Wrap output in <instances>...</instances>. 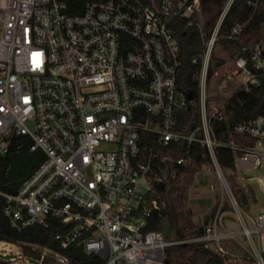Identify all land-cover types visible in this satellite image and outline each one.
I'll use <instances>...</instances> for the list:
<instances>
[{"label": "built area", "instance_id": "obj_1", "mask_svg": "<svg viewBox=\"0 0 264 264\" xmlns=\"http://www.w3.org/2000/svg\"><path fill=\"white\" fill-rule=\"evenodd\" d=\"M233 1L207 35L201 0L96 1L80 15H69L65 0H0V155L15 136L28 137L31 151L44 154L17 191L0 189L14 229L56 218L60 247L82 246L102 264H165L170 246L192 242L224 254L222 242L244 237L253 264H264V208L254 216L245 212L217 157L218 147L231 148L236 170L258 172L253 178L264 196V116L234 128L252 145L221 141L212 124L225 118L226 103L214 107L207 99L209 65ZM178 18L191 20L204 46L192 59L201 64L199 121L188 132L178 129V113L194 99L178 87ZM233 62L239 87L257 84L264 45ZM194 143L207 151L241 229L225 223L220 207L202 235L168 239L147 229L161 209L154 185L169 169L191 164ZM53 252L56 257L40 252V261L71 264Z\"/></svg>", "mask_w": 264, "mask_h": 264}, {"label": "trees", "instance_id": "obj_2", "mask_svg": "<svg viewBox=\"0 0 264 264\" xmlns=\"http://www.w3.org/2000/svg\"><path fill=\"white\" fill-rule=\"evenodd\" d=\"M69 15H80L89 2L106 0H65ZM227 0H201L202 23L205 34H209L219 18ZM198 21V18H197ZM174 36L179 45V59L182 66L178 73L179 89L191 93L193 102L179 112L182 123L178 129L188 132L192 125L199 121L197 101L199 98L198 72L200 62L192 63L194 57L204 51L201 34L196 26H189L191 20L175 19ZM200 22V21H199ZM238 32L233 30L239 28ZM256 45H264V0H234L219 30V39L212 54L209 65L208 79L224 65L225 60L216 54L220 47L228 56L235 60L240 56L250 59L251 49ZM264 116V76L259 75L257 84L241 85L236 93L225 104V118L213 120V129L217 139L233 140L240 145H252L254 139L236 134L234 128L257 116ZM150 138L149 134L143 135ZM150 142V141H146ZM150 145V143H149ZM147 145V146H149ZM32 141L26 136H15L6 154L0 155V189L15 192L22 181L30 176L44 158L40 150L31 151ZM192 162L188 166H178L168 170L163 186L155 184L153 195L160 205L150 217L147 229L165 230L167 238L184 239L200 236L212 220L207 215L202 223L193 220L191 209L186 205L185 194L193 183L195 175L203 166L211 164L207 151L198 143L191 146ZM242 152H238L240 155ZM217 157L221 166L229 170L228 180L240 206L250 210L252 202L257 201L256 190L252 185H243L236 174V153L227 146L217 148ZM4 199L0 196V239L19 244L24 256L40 260V252L35 247H45L68 258L71 264H102L103 261L94 255L87 254L82 246L72 245L63 249L55 239L62 230L60 220L49 217L47 224H36L19 232L14 229L3 213ZM166 227V228H165ZM46 264H58L54 258L46 257ZM0 264H9L1 262ZM165 264H227L226 257L201 242L183 243L170 246L166 251Z\"/></svg>", "mask_w": 264, "mask_h": 264}, {"label": "rangeland", "instance_id": "obj_3", "mask_svg": "<svg viewBox=\"0 0 264 264\" xmlns=\"http://www.w3.org/2000/svg\"><path fill=\"white\" fill-rule=\"evenodd\" d=\"M216 54L222 57L225 63L209 79L207 99L212 106L220 107L236 93L240 82L234 76L235 66L233 60L228 58L220 47L217 48ZM224 173L228 177L230 171L224 169ZM236 174L240 183L252 185L255 188L257 201L252 202L250 210L245 212L252 216L257 215L264 208V196L260 192L256 179L253 178V176L258 175V172L252 169L248 171L236 170ZM185 200L187 207L192 211L195 222L202 223L207 215L213 214L212 216L214 217L217 210L222 207V212L225 214L223 217L225 223L234 229H241L240 223L235 216V210L229 196L223 189L221 179L214 166H203L201 171L195 175L193 183L185 194ZM162 231L167 237L166 229ZM246 245L244 237H240L238 241L229 240L222 242V247L225 250L223 255L226 257L227 264H253L252 256L248 252ZM35 248L47 256L56 257L54 252L49 249ZM1 262H9V264H44L38 259L24 256L19 244L0 239Z\"/></svg>", "mask_w": 264, "mask_h": 264}, {"label": "water", "instance_id": "obj_4", "mask_svg": "<svg viewBox=\"0 0 264 264\" xmlns=\"http://www.w3.org/2000/svg\"><path fill=\"white\" fill-rule=\"evenodd\" d=\"M188 98H189V99H191V98H192V94H191V93H190V94H188ZM159 185H160L161 187L163 186V184H162V183H160Z\"/></svg>", "mask_w": 264, "mask_h": 264}]
</instances>
